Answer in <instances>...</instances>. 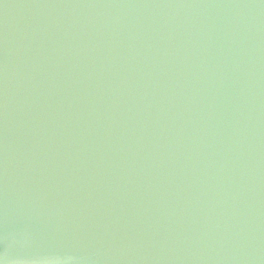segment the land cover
<instances>
[{
    "label": "water",
    "instance_id": "obj_1",
    "mask_svg": "<svg viewBox=\"0 0 264 264\" xmlns=\"http://www.w3.org/2000/svg\"><path fill=\"white\" fill-rule=\"evenodd\" d=\"M0 264H264V0H0Z\"/></svg>",
    "mask_w": 264,
    "mask_h": 264
}]
</instances>
